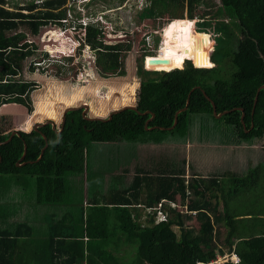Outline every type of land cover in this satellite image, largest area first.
I'll list each match as a JSON object with an SVG mask.
<instances>
[{
	"label": "trees",
	"instance_id": "1",
	"mask_svg": "<svg viewBox=\"0 0 264 264\" xmlns=\"http://www.w3.org/2000/svg\"><path fill=\"white\" fill-rule=\"evenodd\" d=\"M77 1L46 0L41 5L31 3L20 6L0 0V108L18 104L26 107L29 113L34 111L32 93L37 90L38 84L35 81L15 80L23 69L24 61L38 51L30 38L39 36L42 28L52 24L63 28L71 6ZM209 1L152 0L145 9L156 14L170 13L173 19L182 21L186 14L187 18L194 19L197 8H213L220 4L217 14L222 16L226 43L223 41L224 45L215 52L211 36L206 32H195L193 26L196 22L188 19L192 23L193 39L196 38L195 42L201 41L203 45H198L207 52V66H197L193 58L186 56V60L192 62L188 61L186 68L182 69L185 64L178 63L173 53L167 58L169 52L163 48L162 55L166 59L162 57L159 60L164 62H152L150 57L144 61L146 70L165 72L159 79V89L151 97L137 95V83L129 82L121 86L120 90L113 88L106 98H99L94 91L90 92L96 97V113L101 117L110 110L136 101L142 103L138 111L125 109L114 114L110 120H88L83 117L81 110L70 111L60 133L47 125L30 133L20 132L9 143L0 145V175L38 178L46 193H49L46 195L48 198L43 193L39 197L45 196L46 200L56 202L52 197L57 199L58 194H62L59 201L63 204H83L88 194L89 204L82 210L84 234L92 241L101 242L98 259L102 264L208 263L218 254H225L221 249L222 244H225L229 253L234 251L238 255L240 261L237 264H264V192L260 193L262 199L258 200L262 202L263 208L256 213L240 212L241 202L237 197L243 193L241 188L248 190L252 184L258 187V171L252 170L254 172L248 173L243 179L230 176L226 178L227 181L217 176L205 179L195 174L189 181L181 169L164 167L156 170L164 162L158 156L150 160L155 161L154 165L148 163L156 170L155 175L141 165H135L132 181H126L125 174L120 176L121 168L120 172L116 169L126 166L127 158L137 154L133 151L135 145L163 144L167 141L186 143L187 140H193L195 127H201L202 123L223 125L231 135L229 143L254 142L264 138V0ZM175 7L181 14H184L182 11H186V14L177 16L169 12ZM211 13L206 11V14ZM226 15H229L230 22L225 21ZM78 27L84 31L82 42L98 50L101 69L122 76L124 72L118 71L122 67L120 57L123 52L132 50L133 41L105 45L104 28L100 24L90 22L86 28ZM209 40L210 49L205 43ZM234 42L235 47L231 48ZM198 45L194 44L191 48L198 50ZM78 50L80 54L81 47ZM213 52L214 60L208 56ZM31 69L34 71L37 68ZM154 86L157 84H146L142 88L143 92H149ZM83 93L80 98L73 97L76 92L64 97L53 93L52 98L38 103L40 113L35 118H55L58 112H53L50 106L61 104L68 107L71 103H79ZM189 96L190 103L178 115L174 127L176 114L187 106ZM211 100L216 105L218 115L229 112L218 119ZM152 114L155 118L148 127L156 128L147 130ZM11 119L9 114H0V133L4 122ZM32 123L29 121L28 126L31 127ZM43 134L47 137L48 147L42 159L36 162L46 145ZM11 135H0V143L10 139ZM203 137L212 140V137L202 136L200 132L199 139ZM25 145L27 156L24 162L33 163L18 167L17 164L22 163ZM97 145H107L102 149L110 155L87 161L91 150L96 147L100 149ZM114 147L120 149L115 150ZM113 148L125 153L116 155V152H112ZM108 176L119 181L111 180L108 186V181L106 184L102 182ZM95 182L99 186L104 185L110 194L104 195L99 189L93 188ZM179 195L181 203L178 206L176 197ZM142 206L152 209L156 214H164L166 219L156 223L149 215L148 225H143L139 220L141 215L138 209ZM180 206L185 211L178 212L176 207ZM194 217L198 222L197 228L187 225ZM70 221L71 217L67 215L52 226V240L48 244L51 264H77L76 256L66 248L69 236L63 234V230L70 227ZM2 227L0 264H17L19 239L31 237L32 228L27 224H18L14 231ZM175 227L181 230L180 235L174 231ZM224 264L235 263L229 261Z\"/></svg>",
	"mask_w": 264,
	"mask_h": 264
},
{
	"label": "rangeland",
	"instance_id": "2",
	"mask_svg": "<svg viewBox=\"0 0 264 264\" xmlns=\"http://www.w3.org/2000/svg\"><path fill=\"white\" fill-rule=\"evenodd\" d=\"M7 1L10 4H19L20 6H22L31 3L41 5V3L46 0ZM151 1L152 0H79L71 6L67 14L68 21L64 24L63 28L52 24L47 26L46 28H42L39 36L31 37L30 39H32V42L38 47V51L35 55L27 58V60L24 61V66L22 67L23 69L15 78V80L20 79L25 81H35L38 84L37 90L32 93L34 111L32 113H29L30 118L28 122L31 121L35 123L34 126L47 122L46 118H44L43 120H39L35 118V115H39L40 113V111H38V103L42 100L52 98L53 93L60 94L62 95V97H64L65 95L68 96L69 94H74L75 92H78L80 90L84 91L82 101L79 103H71L68 107H63L61 104H56L54 107L50 106L53 112H55V110L56 112H58V115L52 119V121L56 124V130L58 132L62 130L63 117L66 109L68 108L80 107L79 110L82 111V114L87 108L86 115H89L91 117L99 116L98 118H102L104 120L109 118V115L113 111L120 110L125 106H134L138 108L142 103L136 101V103L134 104L132 103L129 105H124L117 109L110 110L107 115L101 117L96 113L98 110V107H96L97 102L94 99L96 97H94L90 92L95 90L94 93L96 94V96H98L99 98H106L109 93L113 91V88H115V90H120L121 86L129 82L137 83V95L141 96L143 94V97L149 98L153 93L157 91V89H159V79L165 72L148 71L144 66V61L150 56V54L147 52L151 49L150 45H154L155 47V44L158 45L159 41L161 40V36L159 37L157 35H154V33H152V35H148V32H150L151 30L158 31V35L159 32H162L164 34V48H167L166 51L169 52L167 53L166 57L168 58L169 55L173 53L176 56V61L178 63H183V65L185 64L184 68L182 69L186 68L188 61L191 62L190 59L186 60V56L193 58L195 63L198 61V59L200 63H209L207 57H204L202 55L203 52L207 53L204 47L198 45V43H201V41L197 40V42H195L196 38L194 40L191 35H194V31L191 30L192 23L188 21L189 18L187 19L186 11H182V13L184 14H181L177 7L169 11L173 12V14L177 16L186 14V18H183V21H178V19H173L170 13L164 12L156 14L155 11V13H151L149 9L145 11L146 6L149 3L151 4ZM210 1L218 2V0ZM219 9L220 4L216 5L213 8H197L194 12L195 18L193 19L198 20L197 24H195L196 29H194L196 32H206L211 36V39L215 44L213 48L214 52L221 45H224V42L226 43V31L221 25L222 16H219V14H217ZM206 11H212L213 13L206 14ZM203 16L205 17L204 19ZM225 21L230 22L229 15H226ZM90 22L98 23L100 24V26H102V28H104L103 30L105 34V45H115L118 42L127 43V40L133 41L132 50L123 52L120 57L122 67L118 71L124 72L122 76H117L115 72L110 70H102L98 63V50L92 49L89 44H84V42H82V38H84V31L82 32L78 25H87ZM147 35L150 40L153 39V41H151L150 43L146 42L145 36ZM205 35L208 36L207 34ZM79 42L82 49L80 54L79 50L77 52L76 49V46L79 44ZM210 42L211 40L205 42L208 49H210ZM194 44L198 45V52H195L194 49L191 48ZM201 44L203 45V43ZM230 47L234 48L235 42L232 43ZM214 52L212 54L209 53L210 55L208 54L209 57L212 56L213 60ZM164 56L162 55V57L166 59V57ZM68 57H72V60H70V58ZM32 67H36L37 69L31 71ZM150 83H156L157 86L152 87L149 92L146 93L145 91L144 93L142 88H145L146 84L148 85ZM86 104L87 107L85 106ZM22 109L23 108H21L23 114H21L17 110L12 109V107L10 109L8 106L2 110L1 114L9 113V116L12 117L11 121H8L7 123H11L12 126L14 125L13 127H15L13 128L11 126L9 129L7 127V133H12L14 131L20 133L23 132L24 129H28L27 131L31 132L35 129L34 126L26 128V126L23 127V125H16V116L26 115L27 113L26 109ZM41 114L43 113L41 112ZM17 119H20V117H17ZM195 131L196 133H198L199 127H197ZM196 138L197 137L195 136L194 139L196 140ZM174 143L175 142L172 143L167 141L157 148H152V146H149L148 144L135 145V148L133 147V151L137 154H132V156L127 158L129 166H121V172L123 174H126V169H129L128 167H130V169H133L134 165H141L140 167H144L146 170L153 172V175H155L156 170L163 169L165 167L168 169L175 168L176 170H183L185 173V177L189 181L194 178L193 176L195 174H197V176H202L201 173L205 172L203 171V168L197 166L194 160L188 159L186 156H184V153H179V151H185L186 149H188V144L187 148L182 149V146H179L180 143ZM189 143L195 142L191 141ZM97 146L103 147V145ZM114 148L115 150L120 149L116 147ZM114 148L112 152H116V155H122L125 153L124 151H115ZM200 148L203 151L201 152V156H203V153L205 154V151L202 147ZM255 148V151L260 155H255L251 160L246 157L245 159L242 158V160L240 161L242 162V164H244L245 167L240 166L238 170L239 172L246 173L247 167L250 171H252V168L257 166L258 163H260V160L264 161V138ZM213 149L215 153L217 148L214 147ZM98 151H101V153H99ZM112 152L111 154H113ZM109 155L110 154L107 152V150H100L98 148H95L94 150L90 151L87 161L91 162L92 160L101 159L103 158V156ZM156 156H158L159 159L163 160L164 162H162L161 165L157 166V169L155 170L152 166L154 165L155 161L150 160L155 159ZM240 161L238 160V162ZM148 163H152V167ZM121 172L120 176L122 174ZM132 172V170H129L128 173ZM126 176H129L126 177V181H132L133 176H130V174H127ZM247 176L248 174H239L237 177L243 179ZM111 180L115 182L117 180L119 181V179H110V177L108 176L105 180H102V182L106 184V182L108 181L109 186ZM260 180L261 181L257 188L251 182H249V184L252 185L248 190L245 188H241L243 193L237 196L238 200L241 202L240 212L256 213L259 209L263 208V205L261 204L262 202L258 201L262 199L260 193L264 192V182L262 181V177H260ZM93 186V188L102 191L101 193H103L104 195L110 194L109 190L107 191L104 185L99 186L95 182ZM39 193L40 192L34 193L33 197L37 198L39 195H42L41 193ZM86 198L87 199L83 202V204H62L57 208V210H53L46 217L43 216V219H48L50 226H45L44 223L41 224V221H38L36 216L30 214V222L27 223L32 226V236L27 238H20V240L24 244L20 249H18V253H21V251H23V254H25L28 249H31L27 254L28 256L29 254L31 256L30 258H28V261L30 262H27L26 264L50 263L51 260L49 256L47 239L50 234H53L54 230L51 232L52 228L59 222H61L62 219H64V217H66L67 215L71 217V223L69 224L70 227H66L63 230V234L69 236L67 238L66 247L73 255L76 256L77 264H102L98 259V255L100 254L99 247L101 245V242L99 240L92 241L91 239L86 238L84 234L85 223L84 219L82 218V210L85 205L89 204L90 198H88V194ZM0 199L3 203V207H0L1 214L2 211H4V208L11 207V203L9 200H7L9 199L8 192L4 195L0 194ZM143 199H145V196H143ZM176 201L177 205L179 206V204L181 203L180 195L176 197ZM6 204L8 206H5ZM138 209L141 215V218L139 220L143 225H148V220L150 217L149 215L154 218V221L156 223H159L163 216V214L162 216L161 214H156L152 209H149L145 206H142ZM176 209L178 212L185 211V208L183 206L176 207ZM34 210V208L31 209V211ZM12 216H14V214H12ZM47 219L45 220L47 221ZM18 223L21 224L20 221H18ZM15 225L16 223L12 227H14ZM187 225L197 228L198 222L196 221V217H194L191 222H187ZM174 231L178 233V235H180L181 233V230L178 227H175ZM221 249L224 250V253L229 254V250L227 249L225 244L221 245ZM37 259L39 260V262Z\"/></svg>",
	"mask_w": 264,
	"mask_h": 264
},
{
	"label": "crops",
	"instance_id": "3",
	"mask_svg": "<svg viewBox=\"0 0 264 264\" xmlns=\"http://www.w3.org/2000/svg\"><path fill=\"white\" fill-rule=\"evenodd\" d=\"M195 52H198L199 50H194ZM204 57H207L205 53H202ZM197 66H207L208 63H200L199 59L195 63ZM95 91V90H94ZM83 90H80L76 92V98L81 97V93ZM75 99V98H74ZM9 107L11 109L19 111L21 114H23L22 110L26 109V115H17L16 116V125H23L26 126V128H29L28 126V120L30 118V114L26 107L18 104H8L4 105L0 108V114L2 110L5 107ZM9 114V113H8ZM17 117H20V119H17ZM219 119V118H218ZM48 123L52 121V119H47ZM7 125V126H6ZM9 125V126H8ZM50 125V124H49ZM12 126V124H8L7 122H4V128L0 135L7 134V127L8 129ZM14 126V125H13ZM12 126V127H13ZM34 126V124H31V127ZM36 126V125H35ZM34 126V127H35ZM47 126V125H46ZM51 126V125H50ZM199 127V132L196 133V131L193 133L192 138L195 143H189L191 141H186V143H182L179 146H182V149L187 148L185 151H179V153H184V156H186L188 159L194 160L195 164L201 168H203L204 173L202 172V176H199L201 178H214L218 177V179H224L227 181V177L230 176H238L239 174H248L253 173L254 171H250L249 168H246V173L239 172V167H245L244 164L240 160L242 158L245 159H252L255 155L259 156L260 154L255 151V147L259 145V143L262 141V139L255 140L254 142H230L231 135L229 132L226 131L225 127L223 125H212V124H201L200 126H196L195 129ZM15 128V127H13ZM15 130V129H14ZM28 129H24L23 132L30 133V131H27ZM10 132V131H9ZM202 133V136H209L212 137V140H207L205 137L202 139H199V134ZM197 137L196 140L194 137ZM162 144H149V146H152V148H157L158 146H161ZM104 146V145H103ZM205 151V154L203 153V156H201L202 149ZM217 148L215 153L213 148ZM97 148V147H96ZM100 150H102V147H100ZM263 150V149H262ZM264 152V150H263ZM242 153V156H241ZM215 154V155H214ZM238 160L240 162H238ZM126 166L128 165V162L126 163ZM22 167V166H21ZM121 167V166H120ZM120 167L116 168L118 171H120ZM135 167V165L133 166ZM126 170V174H130V176L134 175V168ZM129 170H132V173H128ZM252 170L258 171V174L260 177H262V181L264 182V161L260 160V163H258L257 166L253 167ZM116 172V171H115ZM121 175H124L123 173ZM129 177V176H127ZM260 179V178H259ZM261 181V180H260ZM259 181V182H260ZM259 186V185H258ZM43 183L38 182V178L36 177H30L26 175H0V194L4 195L8 192L9 200L11 203V207L4 208V211L0 214V229L3 228L2 226H5L7 229L14 231V229L19 224L18 221H20L21 224H27L29 227L32 228V226L27 223L30 222V214L33 216H36L38 221H41V224L44 223L45 226H50L48 219L44 218L43 216L49 215L53 210H57V208L62 205L59 200L62 198V194H58L57 199L54 197L53 200L56 202H51V200H46L45 196L49 193H46L47 190L43 188ZM36 192L43 193V197L34 198L33 194ZM48 198V196H46ZM6 200V199H4ZM0 199V207H3V203ZM5 206H8L7 204ZM34 208V211H31V209ZM11 209V210H10ZM19 210V211H18ZM14 212H18L15 216ZM12 213L14 216H12ZM41 217V218H40ZM47 219V221L45 220ZM16 225L12 227L14 224ZM50 232V231H48ZM52 232V230H51ZM52 234L47 239V244L51 242ZM24 243L19 239V249ZM27 245V244H26ZM67 246V244H66ZM33 248V247H32ZM67 248V247H66ZM68 249V248H67ZM29 250L26 251L25 254H23V251L21 253L16 254V261L17 264H26L31 256L27 255ZM69 250V249H68ZM50 255V254H49ZM38 260V259H37ZM39 262V260H38ZM51 264V261L50 263Z\"/></svg>",
	"mask_w": 264,
	"mask_h": 264
},
{
	"label": "water",
	"instance_id": "4",
	"mask_svg": "<svg viewBox=\"0 0 264 264\" xmlns=\"http://www.w3.org/2000/svg\"><path fill=\"white\" fill-rule=\"evenodd\" d=\"M155 61H160V63H162V62H164L165 60L162 61V60H159L158 58H153V59H152V62H155ZM262 88H264V87H262ZM262 88H261V89H262ZM261 89L258 90V93H257V97H256V100H255V103H256L257 100H258V95H259V92H260ZM193 91H194V90H193ZM207 98L210 100L209 97H207ZM211 102H212V105H213V108H214V114H215V116H216L217 118H222L224 115H226V114L229 112V111H225V112L220 113V114L218 115V114H217V109H216V105H215V103H214L212 100H211ZM189 103H190V96H189V99H188V102H187V106H186L184 109L180 110V111L176 114L177 116H176V121H175L174 127H175V125L177 124L178 115H179L181 112H183V111H185V110L187 109ZM255 105H256V104H255ZM85 106L87 107V105H85ZM79 109H80V107H75V108H68V109H66L65 114H64V117H63V125H62V128L64 127L65 122H66V114H67L68 112H70V111H77V110H79ZM125 109H133V110L138 111L137 107H134V106H125V107H123V108L120 109V110H115V111H113V112L109 115V120L112 119V117H113L114 114H116V113H118V112H120V111H122V110H125ZM86 112H87V108H86V110H84V112H83V117H84L85 119H88V120H104V119H102V118H98V117H88V116L86 115V114H87ZM148 114H151V113L148 112ZM154 118H155V115L152 114V118L148 121L147 126H146V129H147V130H152V129H155V128H156V127H154V128H151V129H150V128L148 127V124H149ZM242 120H244V114H243V116H242ZM49 124L52 126V128H53L54 131H57V130H56V124H55L53 121L48 122V123H45V124H37V125L35 126V129H34V130L37 131V130H39V128L44 127V126L49 125ZM244 125H245V124H244ZM61 131H62V130H61ZM61 131H60V132H61ZM60 132L57 131V133H60ZM15 135H18V136H19L20 133H18V132H16V131L12 132V135H11L10 139H8L7 141H5V142H3V143H0V145H3V144H7V143H9ZM43 138H44L45 141H46V145H45L44 149L42 150L39 159H38L36 162H38L39 160L42 159V157H43V155H44V152H45L46 148L48 147V140H47V137H46L45 134H43ZM26 156H27V145H25V152H24L23 157L21 158V161H20V162H22V163H18V164H17L18 167L24 166V165H26L27 163H33L32 161H30V162H24ZM1 162H2V157H1V155H0V163H1Z\"/></svg>",
	"mask_w": 264,
	"mask_h": 264
},
{
	"label": "built area",
	"instance_id": "5",
	"mask_svg": "<svg viewBox=\"0 0 264 264\" xmlns=\"http://www.w3.org/2000/svg\"><path fill=\"white\" fill-rule=\"evenodd\" d=\"M183 21V20H182ZM197 24L198 20H194ZM193 30L196 29V25L193 26ZM195 31V30H194ZM196 32V31H195ZM152 33H154V35H157V36H161V40L159 41L158 45L155 44L156 46L154 47V45H150V50H148L147 52L150 54V58H161L162 57V54H163V48H164V44H165V38H164V34L162 32H159V35H158V31L156 30H151L150 32H148V35H152ZM145 36V39H146V42L147 43H150L151 41H153V39H149V37ZM155 39V37H154ZM153 47V49H152ZM159 214H161L162 216V213L159 212ZM166 219V216L163 214L162 218H161V221L165 220ZM233 262L235 264L239 263L240 259L238 257V255L232 251L231 253L229 254H224V255H220L218 254L217 257L212 260L211 262H208V263H204V262H197L196 264H224L226 262Z\"/></svg>",
	"mask_w": 264,
	"mask_h": 264
},
{
	"label": "clouds",
	"instance_id": "6",
	"mask_svg": "<svg viewBox=\"0 0 264 264\" xmlns=\"http://www.w3.org/2000/svg\"><path fill=\"white\" fill-rule=\"evenodd\" d=\"M188 19V18H187ZM191 20H193V19H191ZM88 25V24H87ZM87 25H82V24H80V26H82V28H84L83 26H85V28H86V26ZM78 47H81V44H80V42H79V44L76 46V49L78 48ZM85 48V47H84ZM69 58H72V57H69ZM192 62V61H191ZM193 64V63H192ZM202 69H208V68H202ZM210 69H212V68H210ZM170 72V71H169ZM88 117H91V116H89V115H87Z\"/></svg>",
	"mask_w": 264,
	"mask_h": 264
},
{
	"label": "bare ground",
	"instance_id": "7",
	"mask_svg": "<svg viewBox=\"0 0 264 264\" xmlns=\"http://www.w3.org/2000/svg\"><path fill=\"white\" fill-rule=\"evenodd\" d=\"M87 105V104H86Z\"/></svg>",
	"mask_w": 264,
	"mask_h": 264
}]
</instances>
